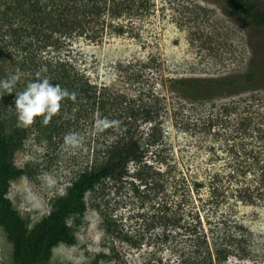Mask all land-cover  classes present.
<instances>
[{
    "label": "rangeland",
    "instance_id": "1",
    "mask_svg": "<svg viewBox=\"0 0 264 264\" xmlns=\"http://www.w3.org/2000/svg\"><path fill=\"white\" fill-rule=\"evenodd\" d=\"M152 4L124 36L76 41L80 66L105 87V108L52 137L38 124L42 115L18 126L26 135L14 163L26 174L8 197L32 230L92 165L97 146L130 129L147 150V184L130 165L123 183L88 192L87 212L69 220L76 243L56 247L46 264H92L99 255L98 264H219L208 255L213 246L198 249L195 231L202 225L209 245L215 231L234 237L226 218L244 226L251 255L223 264H264V27L224 0ZM190 78L222 82L202 91L176 83ZM128 104L140 108L136 118H126ZM0 264H12L1 226Z\"/></svg>",
    "mask_w": 264,
    "mask_h": 264
},
{
    "label": "trees",
    "instance_id": "2",
    "mask_svg": "<svg viewBox=\"0 0 264 264\" xmlns=\"http://www.w3.org/2000/svg\"><path fill=\"white\" fill-rule=\"evenodd\" d=\"M152 1L0 0V80L20 73L11 93L0 89V226L12 245V264H46L56 247L74 245L76 237L69 220L87 212V193L108 180L123 183L129 176L130 165L139 169L133 177L147 184L150 175L147 169L151 168L145 163V144L127 129L110 142L97 146L92 165L79 174L67 193L56 200L50 215L32 230L8 197L12 182L26 174L14 163L15 153L22 147L26 135L17 123L16 93L31 81L44 78L67 91L68 95L62 98L60 108L49 122L45 125L41 119L38 123L49 137L59 134L71 123H78L84 113L90 118L96 106L105 108V87L99 88L82 69L74 45L78 40L101 43L106 36L130 33L135 19L151 11ZM224 1L233 13L248 17L256 27H264V9H260L258 1ZM254 76L255 72H251L245 79L253 80ZM221 82L198 78L176 80L181 88L189 91L220 87ZM138 109L128 104L126 118H136ZM145 114L144 119L148 121L154 112L145 110ZM244 201L254 202L253 198ZM228 222L234 224L236 235L215 231L210 245L200 222L201 231H195L198 249L202 245L207 249L213 246L214 254L210 251L208 255L215 257L219 264L230 257L244 260L251 255L248 246L243 244L248 238L244 226L227 218L221 221L224 226ZM102 257L97 256L92 264H98Z\"/></svg>",
    "mask_w": 264,
    "mask_h": 264
},
{
    "label": "clouds",
    "instance_id": "3",
    "mask_svg": "<svg viewBox=\"0 0 264 264\" xmlns=\"http://www.w3.org/2000/svg\"><path fill=\"white\" fill-rule=\"evenodd\" d=\"M17 72L7 79L0 80V89L12 92L19 80ZM68 95L59 84H52L47 78L36 79L28 83L27 87L16 93L14 103L16 108L17 123L19 127L30 126L34 118L43 116L42 123L47 124L53 114L60 108V101Z\"/></svg>",
    "mask_w": 264,
    "mask_h": 264
}]
</instances>
